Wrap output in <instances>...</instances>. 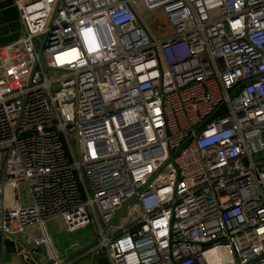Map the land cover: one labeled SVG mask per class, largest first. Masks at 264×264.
<instances>
[{
    "label": "built area",
    "instance_id": "obj_1",
    "mask_svg": "<svg viewBox=\"0 0 264 264\" xmlns=\"http://www.w3.org/2000/svg\"><path fill=\"white\" fill-rule=\"evenodd\" d=\"M12 2L1 236L71 264L60 218L110 264H264V0Z\"/></svg>",
    "mask_w": 264,
    "mask_h": 264
},
{
    "label": "crops",
    "instance_id": "obj_2",
    "mask_svg": "<svg viewBox=\"0 0 264 264\" xmlns=\"http://www.w3.org/2000/svg\"><path fill=\"white\" fill-rule=\"evenodd\" d=\"M23 33L17 9L12 0H0V47L16 41ZM4 163V156L0 155V176ZM23 201L26 202L23 196ZM45 230L49 235L52 250L58 257H64L71 264H110L106 256L84 254L83 251L93 241L90 226L75 232H67L60 218L48 220ZM29 235H21L20 246L16 254L10 256L9 261H3V251L0 234V264H46L50 261V253L45 246L36 247L33 239L39 235V230L32 229ZM71 256V257H70ZM80 261V262H79Z\"/></svg>",
    "mask_w": 264,
    "mask_h": 264
},
{
    "label": "rangeland",
    "instance_id": "obj_3",
    "mask_svg": "<svg viewBox=\"0 0 264 264\" xmlns=\"http://www.w3.org/2000/svg\"><path fill=\"white\" fill-rule=\"evenodd\" d=\"M150 20H151L150 21L151 27H152L153 31L158 34V36L162 35V33H164L165 30H167L168 23L165 21V19L162 16H160V15L155 16L154 14H152V15H150ZM4 154H5L4 152L0 151V155L1 156H4ZM20 194H21L22 197L24 196L25 199L27 200V192H26V189L24 188V185H22L20 187ZM119 223H125V220H124L123 216H121V218L119 220ZM90 227H91V231L93 232V236H92V240H93L95 238V236H96V234H94L95 225L91 224ZM83 251H85V249ZM96 255H101V254L98 251L96 253ZM62 259L64 261H67L66 258H64V257H62Z\"/></svg>",
    "mask_w": 264,
    "mask_h": 264
},
{
    "label": "water",
    "instance_id": "obj_4",
    "mask_svg": "<svg viewBox=\"0 0 264 264\" xmlns=\"http://www.w3.org/2000/svg\"><path fill=\"white\" fill-rule=\"evenodd\" d=\"M41 54H39L40 56ZM1 244L3 251V261H9L12 254H16L20 246L23 245V242L20 239H17L16 242H13L9 238H4L1 236Z\"/></svg>",
    "mask_w": 264,
    "mask_h": 264
}]
</instances>
